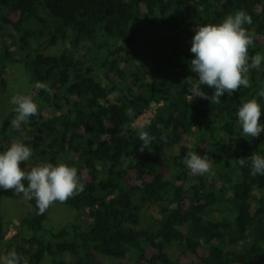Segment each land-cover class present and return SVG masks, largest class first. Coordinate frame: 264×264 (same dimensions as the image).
Here are the masks:
<instances>
[{
    "label": "trees",
    "instance_id": "trees-1",
    "mask_svg": "<svg viewBox=\"0 0 264 264\" xmlns=\"http://www.w3.org/2000/svg\"><path fill=\"white\" fill-rule=\"evenodd\" d=\"M237 10L252 20L249 55L264 54V0H0V95L7 63H19L38 105L19 130L10 107L0 151L22 141L36 160L26 169L75 167L83 190L54 202L87 220L47 228L50 207L37 214L34 199L0 189V203L26 209L9 237L0 216V261L15 251L20 264H264V175L238 163L264 155V133L242 136L236 116L252 98L264 108V64L219 103L190 69L193 29ZM197 86L209 100L193 98ZM151 105L148 126H134ZM191 151L208 153L210 173L192 174Z\"/></svg>",
    "mask_w": 264,
    "mask_h": 264
},
{
    "label": "clouds",
    "instance_id": "clouds-1",
    "mask_svg": "<svg viewBox=\"0 0 264 264\" xmlns=\"http://www.w3.org/2000/svg\"><path fill=\"white\" fill-rule=\"evenodd\" d=\"M251 23V17L245 11L237 10L218 24H203L193 29L189 47L192 54L190 69L196 74L200 85L213 89L211 94L217 103L221 96H231L239 88H247L250 69H260L264 64V54L249 55L248 49L253 39L244 25ZM37 86L47 90L43 82ZM259 95L264 98V91ZM194 97L209 100V95L199 86L194 89ZM10 103L14 106L15 116L10 121L14 130H19L29 117L38 113V105L30 95L15 94L10 98ZM262 109L256 98L239 105L236 116L242 136L256 138L264 133V123L260 121ZM128 114L131 115V109ZM149 123L142 124L141 129H145ZM138 136L143 142L141 150L149 149L152 141L149 133L141 130ZM31 157V147L22 141L12 142L0 151V189L23 194L29 200L34 199L37 214H43L54 201L63 202L83 190L75 167L63 162L56 165L43 163L30 169L20 167L21 162L26 163ZM238 163L241 167L249 166L252 176L264 175V155L240 158ZM184 164L193 175H204L211 172L213 159L207 152L201 155L191 151L184 157ZM0 264H20V257L12 251Z\"/></svg>",
    "mask_w": 264,
    "mask_h": 264
},
{
    "label": "rangeland",
    "instance_id": "rangeland-1",
    "mask_svg": "<svg viewBox=\"0 0 264 264\" xmlns=\"http://www.w3.org/2000/svg\"><path fill=\"white\" fill-rule=\"evenodd\" d=\"M8 41V39H7ZM61 49V44L57 43L54 47L48 48L45 52L50 54L58 53ZM5 77V87L0 95V122L5 117L9 111L12 104L10 103V98L15 94L33 95L32 84L24 70V68L19 63H7V67L4 73ZM46 117L51 116L49 111H45ZM176 150L172 148L167 150L166 154H173ZM36 164L34 158L26 163L21 162L20 167H28L30 165ZM49 214L46 221V227L50 229H57L65 224L72 221H76L79 224H84L87 220L85 217H77V214L67 206L53 202L49 205ZM26 209L20 205L17 201L10 198H3L0 203V216L2 217L6 237L11 236L15 227L19 225L20 218L25 214ZM47 262H44L46 264ZM102 264H133L130 259L127 260H115L108 257H102Z\"/></svg>",
    "mask_w": 264,
    "mask_h": 264
},
{
    "label": "built area",
    "instance_id": "built-area-1",
    "mask_svg": "<svg viewBox=\"0 0 264 264\" xmlns=\"http://www.w3.org/2000/svg\"><path fill=\"white\" fill-rule=\"evenodd\" d=\"M156 105H151V107H149L141 116H139L135 122L133 123L134 126H141L142 124H144L145 122H147V120L152 116L154 109H155Z\"/></svg>",
    "mask_w": 264,
    "mask_h": 264
}]
</instances>
